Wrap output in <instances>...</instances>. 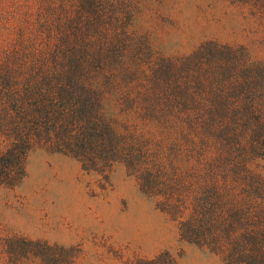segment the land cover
<instances>
[{
  "label": "trees",
  "instance_id": "trees-1",
  "mask_svg": "<svg viewBox=\"0 0 264 264\" xmlns=\"http://www.w3.org/2000/svg\"><path fill=\"white\" fill-rule=\"evenodd\" d=\"M73 1L42 0L35 16L19 0L0 11V185L15 183L35 148L97 172L120 162L167 209L188 207L181 239L225 264H264V177L247 164L264 147V122L250 117L264 102V60L212 39L155 54L114 22L105 0ZM174 125L205 158L186 193L167 186L154 154L160 129ZM36 242L7 238L5 252L70 264ZM132 264L181 263L164 250Z\"/></svg>",
  "mask_w": 264,
  "mask_h": 264
},
{
  "label": "rangeland",
  "instance_id": "rangeland-1",
  "mask_svg": "<svg viewBox=\"0 0 264 264\" xmlns=\"http://www.w3.org/2000/svg\"><path fill=\"white\" fill-rule=\"evenodd\" d=\"M105 1L114 22L147 42L155 54L182 55L212 39L243 45L264 60V0ZM19 2L35 16L42 0ZM15 3L0 0V11ZM263 103L250 108V117L259 123L264 122ZM159 135L154 154L163 181L186 193L198 182L205 158L176 125L162 127ZM247 157L248 166L264 177L261 143ZM258 203L244 200L245 205ZM165 206L159 196L143 192L120 162L97 172L81 167L72 155L35 148L26 155L15 183L0 185V264H42L38 258L10 257L7 238L37 240L38 252L51 245L70 264H132L164 250L181 264H225L220 254L179 237L178 223L188 207L176 212Z\"/></svg>",
  "mask_w": 264,
  "mask_h": 264
}]
</instances>
